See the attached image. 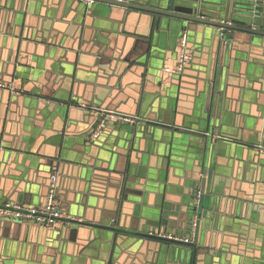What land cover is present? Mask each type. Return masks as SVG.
Listing matches in <instances>:
<instances>
[{"label": "crops", "instance_id": "obj_1", "mask_svg": "<svg viewBox=\"0 0 264 264\" xmlns=\"http://www.w3.org/2000/svg\"><path fill=\"white\" fill-rule=\"evenodd\" d=\"M206 1L225 20L244 3ZM151 20L0 0V206H44L56 171L64 215L48 231L1 220L0 264H264V38L234 33L226 48L171 19L149 37ZM185 30L193 61L168 74ZM193 220L194 245L137 235L187 237Z\"/></svg>", "mask_w": 264, "mask_h": 264}, {"label": "water", "instance_id": "obj_2", "mask_svg": "<svg viewBox=\"0 0 264 264\" xmlns=\"http://www.w3.org/2000/svg\"><path fill=\"white\" fill-rule=\"evenodd\" d=\"M94 1L150 15L152 20L150 23L151 34L149 37L152 36L153 32H157L161 29L164 19H171L182 23L187 22L190 25H202L218 30L221 44L226 48L228 47V44L230 45V40L233 39L234 33H242L252 37L264 38V0H243L244 3L242 7H240L241 11L233 13L232 16L226 20L211 17L208 13L209 11L205 9V6L208 4L206 0H160L157 6H146L140 5L138 3L115 2L113 0ZM183 32L187 31L185 30ZM205 185L206 180L204 179L202 183L203 190ZM198 204L199 208L201 205V200ZM197 216L199 217V214ZM83 226L100 227L106 230L114 231V228L112 227H101L90 223H85ZM137 235L147 238H154L160 241H170L167 238L156 237L154 235Z\"/></svg>", "mask_w": 264, "mask_h": 264}, {"label": "built area", "instance_id": "obj_3", "mask_svg": "<svg viewBox=\"0 0 264 264\" xmlns=\"http://www.w3.org/2000/svg\"><path fill=\"white\" fill-rule=\"evenodd\" d=\"M87 6H92L95 3H98L94 0H79ZM115 2H127L134 3L133 0H113ZM193 54L191 53L188 47V34L187 32H183L179 41V53L177 57V63L174 68H166L164 72L168 74L180 75L185 69L192 63ZM0 88H6V85L0 83ZM97 110V109H96ZM99 115L106 117H114L117 120L131 123L135 122L137 119L130 118L123 115H118L114 113H105L106 111L97 110ZM105 124V119L103 118L93 133L91 140L98 139L99 136L103 133ZM258 149L264 153V149L259 146ZM58 180L59 175L56 171L51 174L49 180V189L47 194L46 203L44 206L40 207H28L24 205H20L18 203H6L0 206V221L1 220H12V221H24L37 225L41 230H51L57 225L63 223L64 215L59 207L58 199H57V191H58ZM201 199V193H196V202L199 203ZM80 222L76 218L68 219L66 223L71 225L73 223ZM198 220H193L191 224V232L187 237H178V236H164V238L169 239L170 241L182 243L185 245H194L196 244L197 230H198Z\"/></svg>", "mask_w": 264, "mask_h": 264}]
</instances>
